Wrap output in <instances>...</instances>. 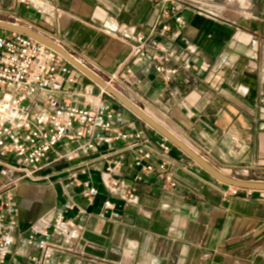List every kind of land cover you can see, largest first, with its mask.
Masks as SVG:
<instances>
[{"label": "crops", "instance_id": "obj_1", "mask_svg": "<svg viewBox=\"0 0 264 264\" xmlns=\"http://www.w3.org/2000/svg\"><path fill=\"white\" fill-rule=\"evenodd\" d=\"M161 1L39 0L32 5L0 0V20L38 29L104 77L127 68L139 75L141 67L133 63L135 35L148 36L154 28V39L173 53L165 64L179 67L180 75L171 83L154 73L142 75L140 82L124 85L130 99L155 110L174 135L219 171L264 182V7L259 12L254 0L249 6L176 0L185 26L168 19L170 30L162 33ZM171 155L178 185L144 175L137 201L127 206L100 183L91 205L79 187L24 183L18 190L20 224L13 232L12 257L27 264L25 251L41 255L39 249L24 248L20 237L69 196L89 214L72 251L63 244L51 264H264V192L233 195L175 145ZM124 171L128 181L138 173L132 167ZM56 176L67 183L65 172ZM95 179L99 182L98 175ZM107 197L119 217L101 213Z\"/></svg>", "mask_w": 264, "mask_h": 264}, {"label": "built area", "instance_id": "obj_2", "mask_svg": "<svg viewBox=\"0 0 264 264\" xmlns=\"http://www.w3.org/2000/svg\"><path fill=\"white\" fill-rule=\"evenodd\" d=\"M37 1L20 0L32 5ZM161 2L158 24L162 33L170 30L165 23L168 19L183 28L181 2ZM152 34L135 35L133 63L141 67L139 75L127 68L124 74L104 77L82 63L129 99L124 85L140 82L142 75L154 73L164 83H171L180 75V68L165 64L173 53ZM162 52H168L167 56ZM173 147L58 52L24 34L0 29V264H22L12 257L13 232L20 224L21 185L51 182L63 171L67 183L60 178L59 184L64 189L81 188L80 195L89 205L99 195L100 183L109 196H119L127 206L137 201L144 175L164 180L169 187L178 185L171 169L177 161L171 155ZM128 167L138 172L131 181L124 171ZM229 188L233 195L256 192ZM106 212L113 217L121 215L110 197L102 203L101 213ZM88 214L87 208L69 196L47 209L20 237L24 248L41 251L39 256L25 251L27 264H51L63 244L72 251Z\"/></svg>", "mask_w": 264, "mask_h": 264}, {"label": "water", "instance_id": "obj_3", "mask_svg": "<svg viewBox=\"0 0 264 264\" xmlns=\"http://www.w3.org/2000/svg\"><path fill=\"white\" fill-rule=\"evenodd\" d=\"M0 29H6L12 32H17L24 34L28 37H31L40 43L48 46L49 48L58 52L63 56L70 64L76 67L78 70H81L90 80L95 84L104 88L106 92L112 96L120 105L131 111L134 115H137L144 123L149 125L151 128L156 130L160 135L165 137L170 143L184 151L189 157H191L200 167H202L206 172L212 175L216 180L225 185L239 188L240 190H251L256 192H264V182L263 181H251V180H242L241 178H234L229 176L211 165L206 161L202 156L195 152L191 146L185 144L184 141L180 140L176 135L172 133L167 127L162 125L158 120L151 117L147 112L142 108L136 105L134 102L130 101L125 95L117 91V89L112 86H108L107 83L93 72L88 66L76 59L62 44L57 43L52 38L42 33L36 28H33L29 25L16 24L8 21L0 20Z\"/></svg>", "mask_w": 264, "mask_h": 264}, {"label": "rangeland", "instance_id": "obj_4", "mask_svg": "<svg viewBox=\"0 0 264 264\" xmlns=\"http://www.w3.org/2000/svg\"><path fill=\"white\" fill-rule=\"evenodd\" d=\"M256 3H257V5H258V8H259V12H261L262 11V8L264 7V5H263V2H264V0H254ZM221 2L224 4V3H230V5H235V4H240V3H244V5H248L249 6V3H250V0H221ZM232 6H228V9H230ZM233 13H235L234 11V8L231 10ZM260 14V13H259ZM5 21H7V20H5ZM12 22V21H11ZM139 105V104H138ZM139 106H141V105H139ZM149 107V106H148ZM143 108H145V107H143ZM148 111L150 110V111H152L153 113H155V115H157L158 116V113L155 111V110H153V109H151L150 107H149V109H147ZM161 119L162 117H159L158 116V119ZM174 128H176V127H174ZM177 129V128H176ZM178 130V129H177ZM234 178H238V179H242V180H251V181H254L253 179H250V177H247V176H243V175H238V176H233ZM59 178H57V176L55 177V178H53L52 179V181H51V183H53L54 185H56V187H57V185L59 184ZM255 181H259V180H255ZM27 183H30V184H32V185H36V186H38V187H40V186H42V185H44V183L42 182V181H40V182H38V183H31V182H27ZM230 189V188H229Z\"/></svg>", "mask_w": 264, "mask_h": 264}, {"label": "bare ground", "instance_id": "obj_5", "mask_svg": "<svg viewBox=\"0 0 264 264\" xmlns=\"http://www.w3.org/2000/svg\"><path fill=\"white\" fill-rule=\"evenodd\" d=\"M109 86V85H108ZM150 115V114H149ZM151 116V115H150ZM152 117V116H151ZM155 119V118H154Z\"/></svg>", "mask_w": 264, "mask_h": 264}]
</instances>
